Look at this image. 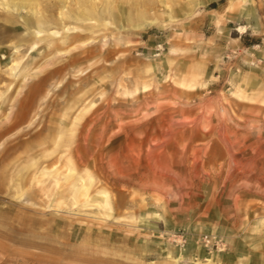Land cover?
<instances>
[{
	"label": "rangeland",
	"instance_id": "obj_1",
	"mask_svg": "<svg viewBox=\"0 0 264 264\" xmlns=\"http://www.w3.org/2000/svg\"><path fill=\"white\" fill-rule=\"evenodd\" d=\"M0 264H264V0H0Z\"/></svg>",
	"mask_w": 264,
	"mask_h": 264
},
{
	"label": "bare ground",
	"instance_id": "obj_2",
	"mask_svg": "<svg viewBox=\"0 0 264 264\" xmlns=\"http://www.w3.org/2000/svg\"><path fill=\"white\" fill-rule=\"evenodd\" d=\"M3 1H5V0H3ZM64 6V5H63ZM64 10V9H63ZM62 10V11H63ZM61 16L63 17V16H65V13H64V11L63 12H61ZM34 17H36V16H34ZM37 19V18H36ZM42 23V22H41ZM38 24H40V23H38ZM37 25V24H36ZM73 29V28H72ZM66 31H70V29L69 28H66ZM78 30L76 29V28H74V31H72V32H77ZM239 31H240V33L241 34H243V33H245L246 32V28H242V27H239ZM36 34H39V32H36ZM56 34V33H55ZM57 35V34H56ZM13 65V64H12ZM87 194V193H86ZM85 194V195H86Z\"/></svg>",
	"mask_w": 264,
	"mask_h": 264
}]
</instances>
